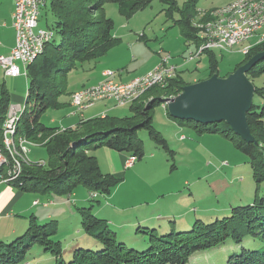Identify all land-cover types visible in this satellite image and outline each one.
Here are the masks:
<instances>
[{
	"label": "rangeland",
	"instance_id": "obj_1",
	"mask_svg": "<svg viewBox=\"0 0 264 264\" xmlns=\"http://www.w3.org/2000/svg\"><path fill=\"white\" fill-rule=\"evenodd\" d=\"M2 1L4 3L1 4L0 10L4 11L10 5V0ZM185 1L178 0V4L182 7ZM232 1L234 0H199L196 5L195 20L197 22L199 20L198 23H205V18L211 14L212 10L223 7ZM50 3L51 0H46L44 3V8L48 6L47 9H43V14L40 17V22L44 26L41 28L51 29L49 26L54 17L49 9ZM105 13L115 22L113 32L118 40L110 52L111 54L113 52L117 54L119 51L124 52V54L120 53L109 59V63H111L109 66L111 67L117 63L120 64L119 69H114L116 72L125 67L129 61L136 59V55H133L129 48L132 42L138 41L142 54L133 62L134 64L131 63L133 67L146 66L160 56L161 58L153 69L164 62L173 64V61L178 66L184 62L190 68L185 70L184 77L190 82L194 77L204 78L209 74L210 56L206 52L207 50H214L215 58L218 60L217 74L221 77L234 71L236 66L245 59V54L249 52L250 47L256 45L261 36H253L227 50H222V47L201 50L203 42L201 41L199 46L194 47L193 42L188 43L190 41L185 38L181 27L176 25L175 18L179 15L178 10L170 12L169 5L160 0H154L150 6L138 10L131 16L122 14L118 4L110 2L105 6ZM52 31L54 32V30ZM54 37L55 35L52 39ZM48 42L44 44V48ZM135 51H139V49ZM135 53L137 54V52ZM185 54L187 60L183 57ZM167 56H169L168 61L165 60ZM33 61L28 59V64ZM28 64L25 67V75L19 77H7L0 65V89L5 84L11 95V104L20 103L30 109V104L25 103L29 89ZM178 66H176V74ZM100 71L101 68L99 71H93V69L74 70L68 75V90L64 96H67L74 87H81L83 84L86 85L85 87L96 86L89 83L93 84L100 80L98 77ZM149 72L138 77L145 76ZM114 75L111 74L110 77L112 76V78L109 79H114ZM105 79L108 80V76ZM105 79L104 81H106ZM114 81L121 82L116 77ZM162 83H160L161 86L164 85V82ZM254 83L259 87H264V73L260 74ZM83 89L84 87L71 95L74 112L68 105L64 104L59 109L50 108L44 112L41 117L42 121L51 125V119L56 116L57 123H60V119H65L64 124L66 125L78 120L80 118L78 115L73 116L70 113L82 111L77 98ZM13 97L15 98L13 99ZM105 99L108 98L97 99V102ZM254 102L260 106V111L263 110L264 97L256 95ZM129 104L117 105L120 108L119 111L122 110V112L115 111L113 113H121L117 114L121 116L130 115L132 111ZM22 110L23 108L20 107L17 114L12 115L10 126H16L17 129ZM96 110L97 107H94L93 112L96 113ZM91 111L92 109L86 111V117L89 118L93 114ZM152 114L154 126L168 140L172 152H168L163 146L156 143L145 128L138 131V136L143 141L144 157L136 159L125 168L122 167L121 170H118L117 163L111 161L109 152L124 153L103 146L91 150L97 156L102 171L114 174L120 180L110 194L100 195L91 200L88 189L84 185H79L75 192L69 195L51 193L52 199L57 203L48 209L43 205L48 196L43 191H24L21 189L24 192L21 197V204L23 207L29 208L23 213L14 210L13 215H11V218L14 219L9 222H14L15 228L18 229L14 238H19L27 233L32 215L37 214L38 223H45L51 219L57 220V232L52 238L61 242L63 251L57 259L50 250H45L42 245L36 244L29 251L27 262L19 264H57V260L69 261L72 259L75 249L79 247L97 249L93 236L86 231L83 225V211L86 208L91 214L104 220L105 223L107 222L108 227L117 232L118 240L135 246L137 249H145L150 237V230H154V228L160 229L159 234L168 232L170 225L171 227L175 226L178 231L191 229L198 218L205 222L215 221L230 215L232 206L251 204L257 196L258 198L264 196V180L256 181L250 157L239 149L233 140L220 133L199 132V129L194 126L180 125L168 115L163 103H157ZM103 115L104 113L101 117H104ZM218 124L221 128L228 126L225 121ZM209 126L212 127L213 124H209ZM2 135L0 149L6 156L7 162H15L14 156L18 158L19 152H22V150H18L21 146L20 143L28 146L30 161L38 162L43 159L45 161H41L43 165L48 161L47 148L34 146L40 142L35 143L17 133L15 138L11 139L6 131L4 135V129ZM11 142L18 148V153L15 151L11 153L8 150L10 147L12 148V146H8V143ZM124 155L130 158L127 154ZM8 169L9 167L4 170L5 173ZM35 199H39L41 203L33 205ZM73 199L76 200V203L73 202ZM49 212L52 215L53 213L56 214L48 216ZM175 219L176 223H174ZM232 245L233 242L230 239L217 249L198 252L188 264L222 263Z\"/></svg>",
	"mask_w": 264,
	"mask_h": 264
},
{
	"label": "trees",
	"instance_id": "obj_2",
	"mask_svg": "<svg viewBox=\"0 0 264 264\" xmlns=\"http://www.w3.org/2000/svg\"><path fill=\"white\" fill-rule=\"evenodd\" d=\"M153 1L51 0L49 9L54 19L49 27L54 30L55 37L47 41L38 57L27 66L29 89L26 104H30V109L24 106L16 129L18 135L45 146L49 158L45 165L42 160L25 163L20 177L10 183L24 191H43L49 196L53 192L69 195L79 185H84L89 191V199L94 200L100 195L110 194L120 180L114 174L102 171L97 156L91 152L93 148L107 147L134 157V162L145 155L143 141L138 136L139 129L145 128L156 143L172 152L168 140L154 126L152 112L157 103L165 106L164 98L178 95L185 85L192 83L179 70L164 85L148 89L131 103L130 115L92 117L69 127L47 125L41 119L48 109L64 105L59 98L67 93L68 74L87 63L97 62L118 41L113 32L115 22L105 13L106 4L116 3L122 14L131 16ZM160 1L169 5L170 12L178 10L176 25L181 27L188 41L199 46L201 38L193 25L199 0H186L182 7L178 0ZM260 51H264V42L252 46L234 71ZM206 53L210 56V72L199 81L218 73L214 50ZM262 73L264 58L247 72V76L255 86V96L264 97V87L254 83ZM10 106L11 95L3 84L0 89V142ZM259 107L253 101L247 113L255 142H248L237 135L229 124L224 128L218 123L210 127L195 120L177 119L165 108L180 125L194 126L199 132L220 133L233 140L250 157L254 177L261 182L264 180V108L260 111ZM130 158H127L126 166ZM44 203L49 204L50 201ZM83 225L93 236L97 249L79 247L72 259L57 260V264H188L196 253L217 249L230 239L233 242L231 250L225 260L217 264H264V196H257L251 204L232 206L231 214L221 219L205 222L198 218L191 229L178 231L170 225L168 232L159 234L160 229L154 228L150 230L145 249H137L118 240L117 232L110 229L107 222L91 214L88 208L83 211ZM56 232L57 220L38 223L37 216L32 215L25 235L9 240L11 242L0 241V264L27 262L29 251L36 244L50 250L58 259L63 248L60 241L52 238Z\"/></svg>",
	"mask_w": 264,
	"mask_h": 264
},
{
	"label": "bare ground",
	"instance_id": "obj_3",
	"mask_svg": "<svg viewBox=\"0 0 264 264\" xmlns=\"http://www.w3.org/2000/svg\"><path fill=\"white\" fill-rule=\"evenodd\" d=\"M45 1L46 0H44V3H45ZM263 4H264V0H235L233 2L228 3L227 5H225L223 7L215 8L214 10H212L211 14L208 16L209 17L208 20H207L208 17L204 15L205 17H207V18H205L206 21L203 20L205 23H198L199 22L198 17H197L198 22L194 19L193 25L195 26V28L198 29V35L200 36L201 41L203 42L201 45V50L211 48V47H214V48L215 47L216 48L222 47L223 48L222 50H227L228 48H231L237 44H240V43L246 41L247 39H249L253 36H256V35H261L260 39H258L259 43L264 42V33L261 34L260 33L261 30H255V29H248V31H246V32H241V39L240 40L239 39H230V35H223V37H218V42H214V35H219V28L218 27H221V28L230 27L231 24H235V21H238V19H240L241 17L247 16L248 13H250V7H252V9H262ZM208 11H210V10H208ZM206 15H208V14L206 13ZM201 18H200V20H201ZM54 35L55 34L51 29L41 28L39 39L34 41V46L27 53V62H28V59L33 61V59L42 51L45 42H47L48 40H51ZM258 42L256 44H258ZM165 60L168 61L169 56H167ZM163 64H165V62ZM156 71H159V65L156 66L147 75L142 76V77H138V78L132 80L133 82L131 84H127V86L118 87L117 88V95H123V97H119L118 99L117 98H108V99L114 100L117 105H123L126 103H133L140 95L144 94V92L148 88L152 87L153 85L154 86L156 84L160 85V83L163 84L162 82H164V84H165L168 77H160L155 82V72ZM162 75H169V68H162ZM109 78H112V76L111 77L108 76V80L105 79L106 81H104V85H115V84L120 83V82L114 81V79H109ZM129 82H131V81H129ZM87 91H90V94H84ZM98 92H99V85L91 86V87L90 86L84 87L83 92L79 93L78 98H77V100H79V102H80V103H78V104H80V109H86V107L93 106L96 103L97 99L92 100V94H98ZM130 95H133L132 102L130 101ZM103 116H105V114ZM15 119H17V118L15 117ZM6 133L8 135H10L11 139H14L15 135H16V127L10 126L9 129L6 130ZM16 140H17V137H16ZM20 144H21V146L18 144L20 146L18 149L16 147V145H14V143H12V142L10 144L8 143V146H12V148L10 147L8 149L11 151V153H13L14 151H15V153H18L17 149L19 151L22 150V152H19L18 158H16L14 156L15 162H13V163L7 162L6 156L4 155L2 150L0 149L2 158L4 160V163H0V180L3 179L4 181H7V183L16 181L19 178L20 173L22 172V167L24 166L23 165L24 162L25 163L26 162H32V161H30V157H29L30 150H29L28 146L25 144H22V143H20ZM9 157H11V156L9 155ZM8 164H10V165H8ZM8 167H9V169L5 173L4 170L5 169L7 170Z\"/></svg>",
	"mask_w": 264,
	"mask_h": 264
},
{
	"label": "crops",
	"instance_id": "obj_4",
	"mask_svg": "<svg viewBox=\"0 0 264 264\" xmlns=\"http://www.w3.org/2000/svg\"><path fill=\"white\" fill-rule=\"evenodd\" d=\"M15 1L16 0H10V5L4 10H0V54H9L13 47L15 46L16 43V31L15 28L13 27L12 24V14L14 11V7H15ZM49 1V0H48ZM235 1V0H234ZM233 2V1H232ZM4 1L0 0V6L1 4H3ZM48 6V5H47ZM47 6L45 7L47 9ZM43 8V9H45ZM41 12V16L43 14V10ZM47 15V12H46ZM42 22H40V26H42L41 24ZM44 27V26H42ZM264 32V27L263 29L260 31V33ZM188 43H192L191 41ZM194 43V42H193ZM138 41H136L135 43L132 42V44L130 45L129 51L132 50L133 55L135 56V60H131L129 61V63L123 67L121 70H119V72H116V74L113 76V78L115 79V77L118 79V81H123V82H128L132 79H134L135 77L141 76L146 74L147 72H149L150 70L153 69V67L157 64V62L159 61L160 58H156L155 60L151 61L149 64H147L146 66L143 67H133L132 64H134L133 62L137 60L138 56H140V54H142L140 52V48L141 46ZM194 47H196V43H194ZM139 49V51H135ZM193 49V48H191ZM137 52V54L135 53ZM120 53H123V51H119L117 52V54H115V52H113V54H111V52L109 51L104 57H102L101 59H99L97 62H91V63H87L85 64L83 67H80L78 69H93V71H99L101 68L100 73L98 74V77H100L99 81H97L96 83L102 81L103 79H105V72L107 70H113L114 69H119L120 68V64L117 63V65L111 67L109 65H111V63H109V59L112 56H117ZM161 53V52H159ZM184 59L186 60V54L183 55ZM188 62V61H186ZM132 63V64H131ZM173 64H176L172 61ZM178 66V65H177ZM130 68H133V70H130ZM190 68L185 65V63L183 62L182 65L180 64V66H178V70L180 72H182V75L184 76V72L185 70H189ZM73 72V71H72ZM72 72H70L68 75H70ZM10 77V76H7ZM201 78L203 77H194L192 79V82H198ZM96 83H89L91 85H94ZM86 85L83 84L81 87H74V89L72 91H70L68 93L67 96L62 95L59 100L68 105V107L71 109L72 112H74V108L71 104V94L80 88L85 87ZM89 86V85H87ZM15 97H13L14 99ZM12 100V99H11ZM98 101V100H97ZM96 101V102H97ZM25 103H26V98H25ZM13 105V104H11ZM20 105L22 108H24L23 104H17ZM131 105V103L129 104ZM116 102L112 99H105V100H101L97 103H95L92 107L86 108V109H81L82 111L77 112L76 114H73L72 112L70 114H72L73 116L78 115L80 118L76 121L70 122L69 124H64L65 119H60V123H57V117H53L51 119V125L54 126H60V127H69V126H74L77 123H79L81 120L83 119H88V117H86V111L89 109H92L91 112H93V108L97 107L96 113L93 112V114L91 116H89V118L92 117H98L101 116L103 113L106 115H115L118 116L117 114H121V113H116L114 114L113 112H122L119 111L120 108L117 106ZM62 107V106H61ZM60 107V108H61ZM73 108V110H72ZM59 109V108H56ZM69 114V115H70ZM121 116V115H119ZM34 146H43L42 144H34ZM109 156L111 158V161L114 163H117V168H119L118 170H121V168H125L126 167V161H127V156H125L124 154H115L114 152H109ZM43 160V159H41ZM1 181V180H0ZM23 191L18 188L17 185H15L14 183H6V182H0V241H9L12 240L14 238V236L16 235V232L18 229L15 228V223L14 222H9L11 221V218L13 215L14 210H18L20 213L25 212L29 207H23V205L21 204V197L23 195ZM36 200L39 199H35L33 201V205H37L34 202ZM45 201H50V203H44L43 205L45 207H47L48 209L51 208V206L56 205V201L52 199L51 196H47ZM41 203V202H40ZM76 203V202H75ZM39 204V203H38ZM60 208V207H59ZM56 213H52L49 212L48 216H54ZM36 216H38L36 214ZM43 218V217H42ZM15 228V229H14Z\"/></svg>",
	"mask_w": 264,
	"mask_h": 264
},
{
	"label": "water",
	"instance_id": "obj_5",
	"mask_svg": "<svg viewBox=\"0 0 264 264\" xmlns=\"http://www.w3.org/2000/svg\"><path fill=\"white\" fill-rule=\"evenodd\" d=\"M263 58L264 51H260L227 77L214 74L185 85L178 95L164 98L169 113L174 118L195 120L205 125L225 121L237 135L248 142H255L247 119L254 101L255 86L247 72Z\"/></svg>",
	"mask_w": 264,
	"mask_h": 264
},
{
	"label": "built area",
	"instance_id": "obj_6",
	"mask_svg": "<svg viewBox=\"0 0 264 264\" xmlns=\"http://www.w3.org/2000/svg\"><path fill=\"white\" fill-rule=\"evenodd\" d=\"M44 8V0H16L15 7L12 14V24L16 31V43L12 51L5 55L0 54V65L4 70V74L10 77H19L25 75V67L27 62V53L34 46V41L40 36V17L42 9ZM264 27V4L262 9H252L247 16L241 17L235 24H231L228 28H219V35H214V42H218V37L223 35H230V39H241V32H246L248 29L262 30ZM206 48V47H205ZM187 60V57H186ZM177 64H159V71L155 72V82L160 77L172 78L176 76ZM162 68H169V75H162ZM111 74H116V71L107 70L105 77ZM131 82H120L115 85H104V79L94 85H99L98 94H92V100L100 98H119L123 95H117V88L120 86H127ZM84 94H90V91ZM133 95H130L132 102ZM20 105H11L8 110L7 118L4 122L5 131L10 127V120L12 115H16L20 109ZM166 107V106H165ZM80 111V110H79ZM77 111V112H79ZM76 114V113H73ZM134 160V157L128 160L129 165ZM0 163H4L0 152ZM11 167V166H10ZM0 182H6L3 179ZM39 203V200L34 202Z\"/></svg>",
	"mask_w": 264,
	"mask_h": 264
}]
</instances>
